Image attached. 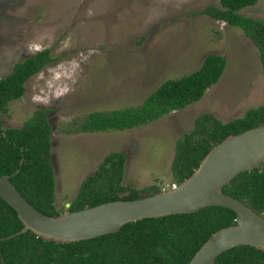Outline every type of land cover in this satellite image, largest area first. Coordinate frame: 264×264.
<instances>
[{
    "label": "rangeland",
    "instance_id": "1",
    "mask_svg": "<svg viewBox=\"0 0 264 264\" xmlns=\"http://www.w3.org/2000/svg\"><path fill=\"white\" fill-rule=\"evenodd\" d=\"M209 4L221 6L220 0H0V78L45 48L56 58L0 115L4 127H21L36 110L50 109L55 203L62 212L107 154H128L123 184L168 189L176 142L198 116L227 122L264 105L257 46L242 28L195 15ZM241 13L264 20V0ZM212 53L224 55L227 66L200 100L132 129L78 131L91 112L139 106L162 82L197 70Z\"/></svg>",
    "mask_w": 264,
    "mask_h": 264
},
{
    "label": "trees",
    "instance_id": "2",
    "mask_svg": "<svg viewBox=\"0 0 264 264\" xmlns=\"http://www.w3.org/2000/svg\"><path fill=\"white\" fill-rule=\"evenodd\" d=\"M259 0H220L195 13L207 14L243 29L260 52L264 68V20L241 10ZM56 58L52 48L18 62L0 78V113L26 92L27 81ZM227 66L221 54H208L201 67L179 78L167 79L139 106L112 111H93L78 131L126 130L151 123L166 114L200 100L216 84ZM50 109H38L21 127H4L0 115V175L14 174L11 182L41 212L56 216L55 168L52 162ZM264 124V105L252 107L244 116L223 122L212 113L198 116L191 132L176 142L172 164L175 183L188 178L212 147L231 134ZM5 133V135H4ZM23 163L21 164V160ZM128 154H107L98 169L86 177L66 207L80 210L117 199H136L163 190L156 185L138 189L123 184ZM19 170L18 173L16 171ZM264 215V162L238 174L223 188ZM237 214L224 206H208L192 213L145 218L124 225L119 231L91 239L63 243L40 237L29 230L0 242V264H187L217 230L235 224ZM24 227L17 210L0 196V239ZM213 264H264V249L240 245L223 252Z\"/></svg>",
    "mask_w": 264,
    "mask_h": 264
},
{
    "label": "water",
    "instance_id": "3",
    "mask_svg": "<svg viewBox=\"0 0 264 264\" xmlns=\"http://www.w3.org/2000/svg\"><path fill=\"white\" fill-rule=\"evenodd\" d=\"M263 162L264 124H261L231 134L214 145L199 167L174 188L136 199L111 200L56 216L41 212L24 197L10 180L14 174H3L0 175V196L17 210L24 227L2 237L0 242L29 230L56 242L87 240L117 232L124 225L145 218L192 213L215 205L234 210L236 223L213 233L187 264H213L223 252L240 245L264 249V215L223 190L238 174L254 170Z\"/></svg>",
    "mask_w": 264,
    "mask_h": 264
},
{
    "label": "built area",
    "instance_id": "4",
    "mask_svg": "<svg viewBox=\"0 0 264 264\" xmlns=\"http://www.w3.org/2000/svg\"><path fill=\"white\" fill-rule=\"evenodd\" d=\"M177 186V183L173 182V184L170 186V188H174Z\"/></svg>",
    "mask_w": 264,
    "mask_h": 264
},
{
    "label": "clouds",
    "instance_id": "5",
    "mask_svg": "<svg viewBox=\"0 0 264 264\" xmlns=\"http://www.w3.org/2000/svg\"><path fill=\"white\" fill-rule=\"evenodd\" d=\"M35 99H37V100H38V99H39V97H36Z\"/></svg>",
    "mask_w": 264,
    "mask_h": 264
}]
</instances>
